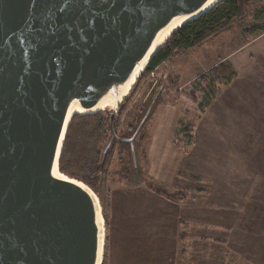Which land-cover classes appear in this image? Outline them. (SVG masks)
<instances>
[{"label":"water","instance_id":"water-1","mask_svg":"<svg viewBox=\"0 0 264 264\" xmlns=\"http://www.w3.org/2000/svg\"><path fill=\"white\" fill-rule=\"evenodd\" d=\"M226 0H0V264H103L97 196L59 171L74 116L112 122L178 29Z\"/></svg>","mask_w":264,"mask_h":264},{"label":"rangeland","instance_id":"rangeland-1","mask_svg":"<svg viewBox=\"0 0 264 264\" xmlns=\"http://www.w3.org/2000/svg\"><path fill=\"white\" fill-rule=\"evenodd\" d=\"M257 9L253 5L252 15ZM247 20L246 16L238 28L234 22L196 49L177 53L152 75L141 77L143 71L132 85L117 131L120 138H134L133 148L124 145L131 163L127 170L116 159L112 163L103 263L108 253L115 264L124 257L134 264L155 258V244H160L155 227L163 210L144 204L151 191L142 196L140 189H125L147 185L161 192L186 193V223L193 227V241L185 245L194 250V264H264V70L257 67L252 78L248 74L260 60L251 57L261 42L242 47L256 38L243 34L241 42L234 40L241 33L239 27L248 30ZM230 53L233 67L224 62L236 69L237 78L229 85L218 82L208 88L211 78L201 77L216 65L205 67ZM183 128L192 130L193 145L186 151L174 141ZM127 178L132 179L130 184ZM175 179L178 190L170 188ZM99 204L103 215L100 200ZM174 213L184 215L183 208ZM123 227L126 237L129 227L134 230L129 241L123 238Z\"/></svg>","mask_w":264,"mask_h":264},{"label":"trees","instance_id":"trees-1","mask_svg":"<svg viewBox=\"0 0 264 264\" xmlns=\"http://www.w3.org/2000/svg\"><path fill=\"white\" fill-rule=\"evenodd\" d=\"M255 1H222L206 14L181 27L156 52L141 77L145 74H150L159 65L177 53L196 49L210 38L218 37L234 22H244L246 16L250 15V7ZM258 15L260 14L257 13L256 15L253 12L252 16ZM247 25L248 30L243 31V34L247 32V35H255L262 31L260 25ZM208 75L211 78L207 85L208 88L218 85L216 84L218 82H221L220 85H229L235 77L234 71L225 62L217 64L207 74L203 75L201 79L205 80ZM129 102V99H125L113 118L112 127L116 135L118 134L119 122L122 116L125 115ZM109 123L107 112H99L87 116H74L69 124L59 160L60 173L83 183L99 198L105 221L107 220L105 204L106 200L110 198L109 178L113 174L111 172L113 160L116 159L117 164H120L122 168L125 167L126 170L131 163L128 153L124 151L125 144L114 140L108 146L111 139ZM191 131L189 128H183L182 134L177 135V139H175L177 140L175 141L177 145L180 146L182 144L180 147L183 151H186L193 144ZM117 137L124 139L120 138L119 135ZM141 139L142 136L138 140L140 141ZM116 147L117 149L119 147L117 153H115ZM119 172L118 169L114 175H118ZM131 180L127 178L128 183ZM154 193L172 203H177L184 198L183 193L170 195L157 190H154Z\"/></svg>","mask_w":264,"mask_h":264},{"label":"crops","instance_id":"crops-1","mask_svg":"<svg viewBox=\"0 0 264 264\" xmlns=\"http://www.w3.org/2000/svg\"><path fill=\"white\" fill-rule=\"evenodd\" d=\"M253 5L259 6V9L256 10L257 12H255V11L254 12L256 13V15H257V13L260 15L252 16V11L250 10V15L247 16L248 20L246 21V24L258 25L259 23H261L259 25H260V28L262 29V31L260 33H257L256 35H254V36H256L254 41H252L250 43L248 41H245L244 44L241 45L242 47H244L248 44L260 45L258 42H261V45L259 47H256L252 52L251 58L253 60H255V58H260V60L259 61L255 60V62H254L255 66H253V65L250 66V68L248 70V74L251 75L250 78H252L253 74L257 72V67H259V68L262 67V70H264V61H262V57H264V48H260L261 46H264V25H262V24H264V0H256L255 2L252 3L250 9L253 7ZM239 24L240 23H234V25H236L237 28H238ZM232 26L230 25L226 30H229ZM241 28L242 27H239V29H240L239 32H241V33L234 36L235 41H239V42L242 41L241 37H242L243 31L241 30ZM243 35L246 36L247 32ZM231 54H233V53H230L229 55L218 58L215 61H210V63L206 67L205 66L200 67V70H202L203 67L210 68V67H213L214 65H217L218 63H221L224 61L227 62L230 66H232V64L228 62L229 60L232 59V58H229V56ZM206 56L207 55H203V59ZM199 62H201V61H199ZM233 65H234V63H233ZM205 68H204V70H205ZM234 73H235L234 79H236L237 78L236 69L234 70ZM231 83H232V81L229 84H231ZM129 117H130V115H129ZM129 126H130V124H128V127ZM182 131L183 130H180L178 132V135L182 134ZM138 141H136V144L138 143ZM174 141H177V140H174ZM180 146H182V144H180ZM176 180L177 179L172 181L170 188L173 187V189H174L176 187V185H177L175 183ZM131 182H132V180L129 183L127 182V184H130ZM125 187H126L125 189H140L142 191V196L144 194L145 195L148 194L149 196H147L145 198L146 203H144L147 208L151 204L152 206L156 205L159 209L162 208V210H163L162 214L159 213V214L163 215V217H162V219H160L159 224H157V226L155 227L158 235L160 234V238L156 237V242L160 241V244L159 243L155 244L156 256H155V258L149 259V260L139 259V260H137L138 264H143V263L144 264H194L192 261V254H193L194 250H193V248L189 250L188 247L185 245L187 242L193 241V236L190 233V230L193 229V227L189 229L188 225L186 223L188 220L187 214L185 213V211H186L185 207L187 204L186 202H188L187 199L185 201V198L187 196L186 193H185L183 200H181L177 203H172V202L167 201L165 198L155 194L153 188H151L150 186L145 185V186H138V187H134V186H128V187L125 186ZM175 190H178V189L175 188ZM146 191H151L153 194H150V193L146 194L145 193ZM164 193L171 195L170 192L169 193L164 192ZM173 194H177V193H173ZM178 208H183L184 215H181V214L177 215L174 213L175 209H178ZM218 211L220 212L221 210L218 209V210H215L214 212L218 213ZM124 216H125V214L123 213V218H124ZM130 227H132V226H130ZM130 227L128 228L127 237L124 235V233H125L124 227L122 229L123 238H125V240H127V241H129V239H130V237H129L130 232L134 231L133 229L131 230ZM111 230H113L112 227H111ZM180 245H182V248H180ZM112 257L113 256L109 255V253H108V257L106 259V264H115L113 262V260H111ZM134 261L135 260H133V259L128 260L124 257L121 260V264H134L135 263Z\"/></svg>","mask_w":264,"mask_h":264},{"label":"built area","instance_id":"built-area-1","mask_svg":"<svg viewBox=\"0 0 264 264\" xmlns=\"http://www.w3.org/2000/svg\"><path fill=\"white\" fill-rule=\"evenodd\" d=\"M163 63H164V62H163ZM159 66H160V65H159ZM159 66H158V67H159ZM158 67H157V68H158ZM157 68H156V69H157ZM156 69H155V70H156ZM155 70H154L153 72H151L149 75H152V74L155 72Z\"/></svg>","mask_w":264,"mask_h":264}]
</instances>
